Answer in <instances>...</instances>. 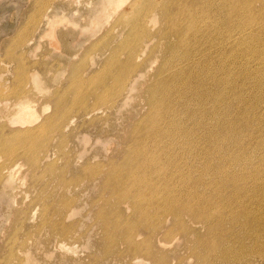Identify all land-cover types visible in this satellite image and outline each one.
I'll return each mask as SVG.
<instances>
[{
  "label": "rangeland",
  "instance_id": "rangeland-1",
  "mask_svg": "<svg viewBox=\"0 0 264 264\" xmlns=\"http://www.w3.org/2000/svg\"><path fill=\"white\" fill-rule=\"evenodd\" d=\"M69 1L70 2L73 1V4L71 3L70 6H67L64 9L57 11V15L59 17H63V20L61 21L62 22L61 24L59 23L56 26L55 30L56 31L65 30L64 32L66 34L63 37H60L58 35L59 37L57 36L56 38L57 43L54 44L55 41L52 42L48 37L43 36L46 31L45 26H41V27L36 26L35 23L37 19L35 20L34 18L35 16L37 18L39 13L43 12L47 7H49V4H50L49 2H52V0H0V100H1V97L9 98L10 101L15 100L16 93L14 94V92L17 89L16 87L18 86L17 78L20 75H22V77L26 79L27 77H29V74L31 75L33 74V72H36L40 79L41 86L43 87L42 92L48 95L49 91L46 90V87L49 86L50 84L54 88L65 85L63 84V81L64 80L66 81L67 76L70 75L72 72V71L68 72V70H70L71 68L67 66L66 64L67 61H70L76 64V69L77 71L79 70L82 81H84V79L85 80L87 79L86 81H84L80 89L82 90V92H85V91L91 92V95L87 97V103L93 106L98 105L102 108L105 107L106 109L104 110L107 116L100 115V119L96 121L95 123L89 124V125L87 124L83 125L82 127L76 129L74 133L69 132V135L67 139L65 140L66 143H64V146L62 147L64 149L65 155L63 154L62 156L65 159L68 158V160H70L71 163L72 161L77 162L78 165L81 164V162H84L82 161V159L86 157H89V160H90L89 162L94 165H95V162L105 163L107 160V157L108 158L110 157L112 158V164L115 166L114 167L115 171L119 170V172L114 171L111 181L113 182V180L117 178L115 181L116 183L117 182L120 183L122 192H125L126 190L127 191H133V189L136 190L138 186H133L132 184L136 185L137 181L141 180V176H144V174L147 176L148 173L147 172L144 173V170H146L147 167H143L142 164L140 163L137 164V166L135 167L132 166L133 165L132 162L127 161L126 163H123L124 159L122 160V155H120V152L123 149L126 151V148L128 149L130 148V151H131V146L133 145L134 138H135L132 135L134 134V131H132L133 128L137 127L138 130H141L142 129L140 128L141 124L143 123L142 124V127H143L146 119L150 118L151 116H154L158 107L155 106L154 109L153 107L151 108L146 107L147 105H145L144 103L145 101L142 100V99H145L144 97L145 94L141 95V98L140 97L137 98L136 97L137 94L135 93L134 94L136 96L134 95L133 99H131L126 105H124V107L120 106L121 104L120 99L122 96L121 93L124 92V90L120 88L121 87L120 85L123 82L125 85H128L130 80H132V77L136 74V72L140 73L141 70L139 69V71H133L131 74L127 73L129 77L128 78L124 77L122 79L123 81L120 80V82L122 83L119 84L118 80L122 78V75H124L126 72L124 70H121V71L116 70L115 68H111L109 66L107 67V64H108L107 62H103L104 64H102L101 62L102 59L105 58L109 54V51H107L105 53L106 54L105 56L100 55L103 51L102 46H104L105 41L102 40L98 44L97 42L88 43L90 39L86 38L85 40L82 37L80 38L77 35L81 31V27L83 26V23H84L83 21H80V23L78 22V20L82 18V15L79 12L80 11L79 9L83 8V5H82L83 0H69ZM238 2H240V0H238ZM243 2L247 3L248 7L246 9L245 7H243L244 5L240 4L241 5L240 13L237 17V20H235L236 25H233L232 24L233 22L231 23L228 22L227 24H224V25L229 26V28H226L223 25L222 27H224V29L222 30L220 34L216 35L214 34L215 32H213L212 34L207 36V39L211 41H215L217 39H222V38L223 39L224 38L226 39L235 38L236 35H235V32H233V28L237 29L239 26H242V27L244 26L243 28H240L242 31V34L240 35V38L238 39V43H234V44L231 43L229 45V48L228 46H226L221 51L210 50V53L207 52L208 54L204 55L206 57L201 56L199 58L200 60L197 59L198 63L196 64L194 62V64L192 65V68L194 67L192 69V73L195 72L193 74L199 75V76L198 75L196 76L197 79L199 78L198 84H200V82L204 80L203 83L201 82V85L199 86L200 87L202 86L201 88H203L206 91L208 89V92H211L212 88H214V91L210 93L213 96L214 104L212 105L211 102L209 103L211 104V110L212 108L214 109V107L217 110V111L215 109L213 110L215 119L220 120L221 124L224 123V127L227 124L226 127H228V129L230 128L228 130L227 128H223V127H216V126H215L216 128L213 127L212 130L214 129L213 132L215 133V136L219 135L220 133L221 134L223 133L222 135L226 134L225 136H228L230 134L232 136V139L233 137L236 138L233 142L232 141L231 142L228 141L229 143L224 142L226 145L223 143V141L221 142L220 140L219 141L215 140L214 143H215L216 149L214 147L215 153L213 151L212 153L216 154L217 156L218 154H220L219 152H221V154L223 155L225 154V156L222 157L223 159L222 164H226V170L229 173L230 181L236 182L239 185L238 188L233 189V187L229 185H222L221 187L219 185L220 187L219 188L216 184L211 183L209 180L210 178L215 176V174H213L212 172H209L207 175H203V178H202L203 183L201 184H196L189 180V175L191 177H195L197 174L200 173V171H202V167L205 162L204 155H205L208 145L202 144V146H199V147L195 145L192 147L191 145L188 144L187 141L189 137H193L194 135L198 136V134H196L197 131L192 132L193 136H188V139L184 140L187 143L185 142L181 143L182 141L181 142L178 141L179 146L175 145V142L173 141L174 136L172 138V135L173 134L175 135L176 133L175 131L177 128L176 126L177 122L180 123L179 125L180 126L182 125V127L184 126L186 127L188 125H189L188 127H191L192 126L191 123H193L194 121L192 119H188L186 116L182 117L181 115H183V112L181 111H183V109L181 106L178 107V104L175 103L174 101L173 103H171L172 110L173 111L175 110V112H173V115L170 114L169 116L167 115L165 111H161L155 115L157 117V119H154L155 120L154 122L156 123L155 129L152 131L151 128H148L149 138L145 140V142L147 143L143 144L144 147L142 148V152H141V155L142 154L143 155L142 156L139 155V157H137V153L133 154L132 152L128 156V159H131L134 161L135 159L136 161H138L144 158H149V159H152L153 161L157 160V162L155 163V166L159 169L161 173L158 171L154 175L151 174L147 176L148 183L151 185L153 184L155 185L154 191L157 192L156 195L153 196V198L155 197L154 198L155 200H158V201L161 200V197H158V195H159V190H161L162 188L164 190L166 188V192L163 195V198L170 200V203L173 204L174 206H177L179 209L189 204L191 205L194 204V206L199 205V204L207 205L209 201L210 202L212 201V197H213V199H215L213 203L214 206L212 207V209L211 208L208 209L210 211L209 214H212V215L213 213L215 214V216L213 215L212 219L213 221H217V222H215L214 224L221 223V222L222 224L226 223L222 231L220 230L218 231V229H216V231L214 232L204 233L203 236H206L208 239L209 238L211 239L208 242H205V243L203 242V244L200 243L201 245L199 243L195 244L194 239L191 235H189L190 237L188 236L189 238L186 237V235L188 234L184 233L185 231H182V230L180 231L179 229H177V231L174 230L173 232H171L168 237L171 240L167 238V240H170L167 253L169 254V257H170L169 259L170 263H171V260L173 262L171 264H210V263L211 264H222L221 261H218L219 259L218 257L216 259L214 258V256H211V252H212V249L214 250V252L215 251L218 252L219 251L218 249H223V247H224V250L228 252L227 256L229 255L226 258L228 261L227 262L228 264L229 263L242 264V260L240 259H242V257L246 255V253L247 254L250 253L249 254L250 258L248 257V255L245 256L244 258L248 257L247 259L250 261L253 259V261L256 263L258 261L264 262V260L259 259L260 254L264 256V253H263L264 250H261V249H264V52H263L264 45H262V43L264 44V41H262L264 39V28H263L264 27V14H263L264 13V10H263L264 0H258L257 2L256 0H253V1L243 0ZM258 15L261 17H259ZM33 19L35 21H33ZM262 21H263V24L261 26ZM158 22L159 21L156 22V25H158ZM78 23L80 25L78 26L76 25L75 27V24H78ZM243 23L244 24L246 23L245 24L246 26ZM88 29H90V26H88ZM65 36L66 38H64ZM97 36H100V34ZM97 38H94L93 40ZM118 39H123V38L119 37ZM116 41H112V42H115V44H118L116 43ZM77 43L82 44V45L79 46L77 45ZM65 47L66 49H69V50L72 48L71 50L73 53L71 55L66 56L64 53ZM252 47H256V50L254 48L255 51H253ZM4 51L5 53L7 52L6 55ZM192 54H193V51H192ZM84 55L87 57H85ZM125 56H126L125 53H118V57L116 58H118L119 61H122L125 59ZM155 56L158 59L156 64H159L162 58V52L155 53ZM252 56L255 57V61H252L253 60L251 59L253 58ZM247 59H251V60L249 61ZM85 60H88V61H85ZM211 63L212 64L216 63V64L212 65ZM198 67L199 68L201 67V68L199 69ZM214 67L215 68L219 67L220 69L219 68L215 69ZM230 67L232 68L230 69ZM81 69L83 72L81 71ZM196 71H198V73ZM212 71L213 72L216 71L215 74ZM144 72H146V69L145 71H143V73ZM203 73H206V74H203ZM155 74H156V71L153 69V71L149 73L150 80H153L154 77H156ZM201 74H202V77H201ZM96 76L98 77L99 80L96 79L97 78ZM100 76L104 78H101ZM203 76L205 78L208 76L206 78L207 80H205ZM143 78L142 79L139 78L138 82H142L143 80L146 79V77L144 79ZM200 78H202V80ZM213 78H216V81L215 79L212 80ZM101 81H104V82H101ZM205 81H207L208 84ZM209 81H211L210 84H209ZM94 82L95 83L97 82V84H95ZM213 83L218 85V86L215 85L217 88H215ZM108 84H110L111 86ZM198 84H196V86H198ZM22 85L23 87L25 86L24 87L25 89H28L30 87V83H27V80H25L22 83ZM22 85H20L19 89L22 87ZM107 86L110 89H108ZM196 86H194V89L197 90ZM218 87H219V90H217ZM220 90H222L223 92H219ZM97 92L100 94H98ZM101 92L104 96L101 94ZM38 94L39 96L43 95L40 93ZM190 94H193V92ZM216 94L219 95V96H216L217 98H215ZM97 96H99L101 100H98ZM221 96H223L222 99L220 98ZM189 97H192V96H189ZM214 101H216V103H218L219 105H216ZM44 102L45 100H40V104H43ZM228 102H230L231 104ZM225 104H227L228 106H226ZM229 104L232 106H230ZM111 105H113V107ZM107 107H110V108L108 109ZM225 107L226 108L228 107V108L225 109ZM176 108H178L179 110ZM223 109L225 110V112ZM221 111L224 113H222ZM102 114H105V113H102ZM1 116H2V112L0 115V123L2 122ZM166 116L167 118L169 117L171 119L169 118L167 119ZM161 118H162V121H160ZM237 118H238V121H237ZM175 119H176V122H175ZM183 121H186V122H183ZM228 123L230 126L228 125ZM231 123H234V124H231ZM212 124H213V120H212ZM233 125L235 126V128H233L234 127ZM159 126L162 128L159 129ZM232 128L234 129V132ZM236 128L238 131H236ZM101 130L103 131L101 132ZM231 131L233 133H230ZM236 132L238 136L235 134ZM123 133L127 135L124 137ZM158 133H160L161 136L158 135ZM176 135H177L176 138L180 140L179 134H176ZM104 138L106 139L102 140ZM239 139L241 141H239ZM220 143L222 145H220ZM182 145L184 146L182 147ZM109 146L112 148L114 147V150H112V148L110 149ZM165 146L168 147L169 150ZM226 148L228 149V152ZM53 150H54V155L51 160L56 161L57 163L55 166L56 170H54V172L56 171L55 175L60 174L62 167L65 166L64 168H66V170L68 171L71 170L69 172L68 171L66 172L65 176L67 178H72V177H77V179L79 178L78 180L77 179L74 180L75 182L72 181V183L74 184L71 183V185L69 186V190H65L64 192H61L60 191L61 189H58V193L55 191L54 195L51 197V200H50L52 203H57L56 202L57 199L65 198L66 202L71 205V208L72 209L74 208L75 214L69 220V222L73 221V225L70 226L71 228L69 229L70 234L66 233V234H63L62 236L58 235V238L61 240V244H64L65 246L60 247L61 249L60 248L56 249V247H53L52 241L54 238H57V237L50 236V233L47 232V229L45 230L40 229L38 230L39 231L38 232V231H34L33 230L34 228H31V226L37 225L35 222L38 219V215L41 210V206H40L41 204H39V207L37 208L38 210L36 209L37 211L34 217L31 219L28 217L29 211L31 210V208L34 207V203H38L36 201V197L39 194L40 190L45 185L49 184L50 181H52L51 178L48 177L50 172L47 170V168L40 167V169L37 172V176H39L41 179H39V181H35L31 173L27 174L28 172V166H27L28 163L26 161L27 159L24 157L21 158V157L16 156L15 158L13 157V160L17 159L18 161L19 168L21 170L20 176H22L21 177L22 182L19 183L20 181L17 180L16 176H12L9 182L10 185L7 187V189H5L6 196L0 198V231L3 232V233L0 232V264H4V263L6 264H12V263L14 264L16 263L17 264H72V263L73 264H78V263L79 264H91L92 263L94 264V261H96L97 259L98 260L95 264H124L121 261L120 263L119 261L117 262L116 260L113 259L114 256H116L119 251L124 249L121 243V239H120L121 234L119 233L115 234V233L108 232L109 238L104 239L105 233L102 232V229L98 226V220L96 219L97 210H98L97 206L99 205V202L103 201L102 203H106V200L108 199L107 201L109 203L104 205L107 211L106 213L108 214V216L110 215L109 217L111 220L116 221L119 225L122 222V226L123 225L125 226L126 223L134 224V222H136L137 220L140 221L141 219L140 215L139 216L137 215V207L135 208L133 206L135 204L132 203V200L133 202H135V200L133 198L127 197L126 195L125 196L118 195V197L117 196L115 197L113 193L109 192L112 190H108V192L105 193L103 199L98 198L97 189L95 190V188L88 187L89 181L82 174V172L84 171L81 172V170L77 168L75 164L73 165L70 164L68 167L66 163H64L65 159L60 158V155L58 153L59 151H57L56 148H53ZM214 154L212 155L214 156ZM78 156H80V158L82 157L83 158L78 159L77 158ZM4 157L9 158L7 155L5 156L2 152H0V168L2 166ZM9 159H12V158H9ZM230 159L234 161H230ZM227 160L230 162H228ZM225 162H228V163H225ZM129 163H130V166L128 165ZM127 167H131V171L126 172L123 170V168L127 170ZM133 171L135 172L134 174H132ZM193 171H195L196 174ZM123 172H124V175H123ZM115 173H120L119 178L117 177V174ZM209 174H211V177ZM127 177H128V180H127ZM215 177L216 178L218 177L220 179V177L217 175ZM1 184H3V182L0 181V185ZM1 186H0V189H1ZM117 191L121 193L119 189ZM62 194H64V197L62 196ZM227 196H230L228 200L225 199ZM92 200L95 201V203H92ZM126 204H129L128 206L131 205L130 209H126V206H125ZM152 205L156 206V203L152 202ZM21 206L22 208H25V210H28V211L21 218V221L17 220V223L13 225L12 220H11L12 212L17 210ZM229 215L231 217H229ZM187 217H188L187 215H183V217H181L180 219L184 220L185 224H188L190 228H193L197 233L205 232V231H202V229L198 228V226L200 225L189 224L190 218L189 217L187 218ZM190 223H195V222H190ZM231 223H234V225ZM202 225L205 227L203 223ZM96 226L97 228H95ZM258 226H261V227H258ZM72 229L74 232H72ZM138 235L140 239L144 238V235H142L141 232L138 233ZM84 238L86 239L84 240ZM207 238H206V241H207ZM233 243L235 246L234 245L232 246ZM219 244L221 247L219 246ZM207 245H208V248H207ZM215 246L217 248H215ZM230 247H231V250H230ZM246 247L249 249H247ZM65 248L66 249L68 248V249L66 250ZM225 248L227 249L229 248V250ZM207 249L209 250L207 251ZM250 249L251 250L253 249L252 253ZM254 249L256 250L254 251ZM196 250L203 257L202 259L204 261L198 259L197 256L194 255ZM259 252L261 253L259 254ZM20 255H22V257ZM206 256L208 258H206ZM237 256H240L241 258ZM235 257L238 259H235ZM10 260L11 262H9Z\"/></svg>",
  "mask_w": 264,
  "mask_h": 264
},
{
  "label": "bare ground",
  "instance_id": "bare-ground-1",
  "mask_svg": "<svg viewBox=\"0 0 264 264\" xmlns=\"http://www.w3.org/2000/svg\"><path fill=\"white\" fill-rule=\"evenodd\" d=\"M257 1L258 0H256V2ZM49 3H50L49 7H47L45 10L43 9L44 10L43 12L40 11L41 13H39L37 18H36V16L34 17L35 20L37 19L35 24L38 27L45 26L46 31H45L43 36L48 37L52 42L55 41L54 44H56L57 43V40H56L57 36L59 35L60 37H63L66 34L64 32L65 30H60V31L55 30L56 26L59 23L61 24L62 23L61 21L63 20V17H59L57 15V11L64 9L67 6H70L71 3L73 4V1L70 2L69 0H52V2H49ZM240 4L244 5L243 7H245L247 9L248 5H247V3L243 2V0H242V2H241V0H240V2H238V0H83V2H82L83 8L79 9L80 10L79 12L81 13L82 18L80 20H78V22L80 23V21H83L84 23H83V26L81 27V31L77 35L80 38L82 37L85 40H86V38L90 39L88 41V43L97 42V44H98L102 40L105 41L104 46H102L103 51L100 55L105 56L106 55L105 53L107 51H109V54L105 58L102 59V61H101L102 64H104L103 62H107L108 63L107 67L109 66L111 68H115L116 70H120V71L124 70L126 72L124 75H122V78H120V79L118 78L119 84L122 83V82H120V80L123 81L122 79L124 77H126V78L129 77L128 76L129 73L131 74L133 71H139V69L141 70L140 73L136 72V74L132 77V80H130L128 85H125L124 82L120 85L121 86L120 88L122 90H124V92H122V93L120 92L122 94L121 99H120V101H121L120 106L124 107V105H126L131 99H133V96L135 94H137V96L135 95L137 98H139V97L141 98V95L145 94L144 95L145 99H142V100L145 101L144 103H145V105H147L146 107H150V108L153 107V109L155 106L158 107L154 116H151V117L149 116L150 118L146 119L143 127H142L143 123L141 124V127H140V128H142L141 130H138L137 127L133 128L132 131H134V134H132V135L135 138L133 137L134 138L133 145L132 146L130 145L131 151H130V148L128 149L125 147L126 151L123 149L120 152V155H122V160L124 159L123 163H126L127 161L132 162L133 163L132 166H134V167L137 166V164H139V163L142 164L143 167H147L146 170H144V173L145 172L148 173L147 176H149L151 174L154 175L155 173H157L159 171V169L155 166V163L157 162V160L153 161L152 159L144 158V159L138 160V161H136V159H135V161H134V160L128 159V156L132 152H133V154L137 153V157H139V155H141L142 148L144 147L143 144H146L147 142H145V140L147 138H149V136H148L149 135V133H148L149 129L148 128H151L152 131L155 129L156 123L154 122L155 121L154 119H157V117L155 115L161 111H165L167 113V115H169V116H170V114L173 115V112H175V110L174 111L172 110L171 103H173V101H174L175 103L178 104V107L181 106L183 109V111H181V112H183V115H181V116L182 117L186 116L188 119H192L194 121L193 123H191L192 124L191 127H188L189 126L188 124H187L188 126L182 127V125L180 126L179 125L180 123L177 122V124H176L177 128L175 131L176 133H175V135L174 134L172 135V138L174 136L173 141L175 142V145L179 146L178 141H180V142L182 141L181 143H184L185 142L184 140L188 139V136H193L192 132H194V131H197L196 134H198V136L194 135L193 136L194 138L189 137V139L187 141L188 144L191 145L192 147L194 145L198 146V147L202 146V144L208 145L207 150H206L205 155H204L205 162L203 164L202 171H200V173L197 174L195 177H191L189 175V180L193 183L201 184V183H203V180H202L203 175H207L209 172H212L213 174H215V176L216 175L219 176L220 179L218 177L216 178L215 176L210 178L211 174H209L210 175L209 180L211 183L216 184L218 187H219V185H220V187L222 185H229V186H232L233 189L238 188L239 185L236 182L230 181L229 173L226 170V164H222V161H223L222 157H224L225 154L223 155V154H221V152H219L220 154H218V156L216 154H214L215 153V151H214V147H215L214 141L215 140H218V141L220 140L221 142L223 141V143H224V142H228V141L233 142L236 138L233 137V139H232V136L229 133L228 134L230 136L228 134H227L228 136H225L226 134L222 135L223 133L222 134L220 133L221 134L220 135L219 132H218L219 135L215 136V133L213 132L214 129L212 130L213 127L216 126V127L227 128V129H228V127H226L227 124L224 127V123L221 124L220 120L215 119L214 113H213V110L215 109V107H214V109L212 108V110H211V104L209 102H211L213 105L214 99L210 93L212 91H214V88H212L211 92H208V89L206 91L203 88H201L202 86L201 87L199 86V85H201V82L203 83L204 80H202V78H200L202 81L200 82V84H198L199 78L197 79V77H196L198 74L195 75V74H193L195 72L192 73V69L194 68V67L192 68V65L194 64V62L197 64L198 60H200L199 58L201 56L203 57L204 55L208 54L207 52L210 53V50L221 51L226 46H228V48H229V45L231 43L232 44L238 43V39L240 38V35L242 34V31L240 28H243L244 26L238 27V25H237V27H238L237 29L233 28V32H235V35H236L235 38H229V39H226V38L223 39L222 38V39H217L215 41H211V40L207 39V36L212 34L213 32H215L214 34H216V35L220 34L222 32V30L224 29V27L229 28V26L224 25V24H227L228 22H230V23L233 22L232 24L236 25L235 20H237V17L240 13V8H241ZM250 7H251V5H250ZM260 8H259V10H260ZM251 10H252V8H251ZM246 17H247V15H246ZM259 17H261V16H259ZM35 20L33 19V21H35ZM157 21H159L158 25H156ZM79 23L75 24V27H76V25L77 26L80 25ZM262 24H263V21L261 23V26H262ZM223 25H224V27H222ZM88 26H90V29H88ZM69 33H70V31H69ZM99 34H100V36H97ZM119 37L123 38V39H118ZM64 38H66V36ZM94 38H97V39L93 40ZM112 41H116V43H118V44H115V42H112ZM262 41H264V39ZM67 45H68V43H67ZM77 45L80 46L82 44L77 43ZM93 45H95V44H93ZM262 45H264V44L262 43ZM89 47H91V46H89ZM233 47H234V45H233ZM252 48H253V51L256 50V47H252ZM254 48H255V50H254ZM71 49L69 50V49H66V47H65L64 53L66 56L71 55L73 53ZM263 49H264V47H263ZM10 51H11V49H10ZM192 51H193V54H192ZM157 52H162V58H161L159 64H156L158 59L156 57L157 55L155 56V53H157ZM4 53H5V51H4ZM6 53H5V55H6ZM118 53H125L126 54L125 59L122 61H119L118 58H116V57H118ZM85 57H87V56H85ZM204 57H206V56H204ZM158 58H159V56H158ZM251 59H253L252 61H255V57H253ZM251 59H247V60L250 61ZM85 61H88V60H85ZM205 61H203V62H205ZM210 61H211V59H210ZM220 62H221V60H220ZM20 63H21V61H20ZM66 64L69 68H71L70 70H68V72H70V71H72V72L70 75L67 76L66 81L65 80L63 81V84H65V85L54 88L49 83L50 85L46 87V90L49 91L48 95L42 92L43 87L41 86L40 79H39L37 73L33 72V74H31V75L29 74V77H27L26 79H24L22 77V75H20L17 78L18 86L17 85H16L17 87L15 86L17 88L16 89L17 92L14 89L15 90L14 94L16 93L15 100L10 101L9 98H5V97H1V100H0V115L2 112V116H1L2 122L0 123V152H2L5 156L7 155L9 158H12V159H9V158L4 157L2 166L0 168V174H1V176H0L1 180L0 181L3 182V184H1L2 186L0 185L1 186L0 198L6 196L5 189H7V187L10 185L9 182H10V178L12 176H16L17 180L20 181L19 183L22 182V178H21L22 176H20L21 170L19 168L18 161H17V159L13 160V157L15 158L16 156H18V157H21V158L24 157L27 159L26 160L28 163L27 174L31 173V175L35 181H39V179H41L39 176H37V172L40 169V167L47 168V170L50 172L48 177L51 178L52 181H50L49 184L45 185L40 190L39 194L36 197V201L38 203H34V207L31 208V210L29 211L28 217L30 219L33 218L36 211L38 210L37 208L39 207V204H41L40 205L41 210H40V213L38 215V219L35 222L37 225L31 226V228H34L33 229L34 231H38L40 229L41 230L47 229V232L50 233V236H55L57 238H58V235L62 236L63 234L69 233V229L71 228L70 226L73 225V221L69 222V220L73 217V215L75 213H74V208L73 209L71 208V205L66 202L65 198L57 199L56 200L57 203H52L50 200H51V197L54 195L55 191L58 193V189H61L60 190L61 192H64L65 190H69V186L71 185L72 181L76 180L77 177L67 178L65 176V174L68 170H66V168H64L65 166L62 167L60 174L55 175L56 171L54 172V170H56L55 166L57 163H56V161L51 160L53 158V155H54L53 148H56L57 151H59L58 153H59L61 159L64 158L62 155L65 152H64V149L62 147L64 146V143H66L65 140L67 139L69 132L74 133L76 129L82 127L83 125L93 124L96 121H98L100 119V115H106V112L104 110V109H106L105 107L102 108L98 105L93 106V105H90L87 103V97H89L91 95V92H86V91L82 92V90L80 89V87L82 86L84 81H86L87 79L86 80L84 79V81H82L79 70L77 71V69H76V64H74L70 61H67ZM213 64H216V63H213ZM202 66H203V64H202ZM216 68H219V67H216ZM231 68L232 67H230V69ZM145 69H146V72L143 73V71H145ZM153 69L156 71V74H155L156 77H154L153 80H150L149 73L151 71H153ZM204 69H206V68H204ZM201 70H199V71H201ZM81 71H82V69H81ZM232 71H233V69H232ZM196 72L198 73V71H196ZM215 72L216 71H214L213 73L215 74ZM228 72H230V71H228ZM199 73H201V72H199ZM203 74H206V73H203ZM119 76H120V74H119ZM143 77L144 78L146 77V79L143 80L142 82H138L139 78L142 79ZM201 77H202V74H201ZM101 78H104V77H101ZM206 78H205V80H207ZM96 79H98V77ZM214 79L216 81V78H213L212 80H214ZM25 80H27V83H30V87L28 89H25L24 88L25 86L23 87V85H22V83ZM114 80H116V79H114ZM104 81H105V79H104ZM104 81H101V82H104ZM218 81H220V80H218ZM205 82H207V81H205ZM210 82L211 81H209V84H210ZM95 84H97V82ZM102 84H104V83H102ZM196 84H198V86H196ZM207 84H208V82H207ZM213 84H214V86L215 85L218 86L215 83H213ZM213 84H211V85H213ZM20 85H22V87L19 89ZM105 85H107V84H105ZM108 85H110V84H108ZM194 86H196L197 90L194 89ZM203 86H204V84H203ZM216 86H215V88H217ZM89 87H91V86H89ZM97 87H96V89H97ZM115 87H117V86H115ZM107 88H108V86H107ZM108 89H110V88H108ZM87 90H89V89H87ZM217 90H219V87ZM112 92H113V90H112ZM192 92H193V94H190ZM219 92H223V91L220 90ZM38 93L43 94V95L39 96ZM98 94H100V93H98ZM101 94H102V92H101ZM218 94H220V93H218ZM218 94L215 95V98H217L216 96H219ZM189 96H192V97H189ZM222 97L223 96H221L220 98L222 99ZM116 98H117V96H116ZM97 99L101 100L99 96H97ZM109 99H111V98H109ZM40 100H45V102L43 104H40ZM226 101H227V99H226ZM112 102H113V100H112ZM214 102L216 103V101H214ZM228 103H230V102H228ZM96 104H98V103H96ZM227 104H225V105L228 106ZM216 105H219V104L216 103ZM232 105H233V103H232ZM232 105H230V106H232ZM111 106L113 107V105H111ZM110 107H107V108L109 109ZM227 108L225 107V109H227ZM176 109H178V108H176ZM118 110H116V111H118ZM224 112H225V110H224ZM224 112H222V113H224ZM227 112H229V111H227ZM102 113H105V114H102ZM166 118H167V116H166ZM228 118H227V120H228ZM232 118H234V117H232ZM169 119H171V118H169ZM218 119H220V118H218ZM234 119H236V118H234ZM180 120H182V119H180ZM212 120H213V124H212ZM160 121H162V118ZM237 121H238V118H237ZM175 122H176V119H175ZM183 122H186V121H183ZM182 124H184V123H182ZM231 124H234V123H231ZM228 125H229V123H228ZM238 125H239V123H238ZM121 126H119V127H121ZM161 128L162 127L159 126V129H161ZM233 128H235V126ZM134 129H136V130H134ZM159 129H157V130H159ZM167 129H168V127H167ZM224 130H223V132H224ZM102 131L103 130H101V132ZM236 131H238L237 128H236ZM225 132H227V131H225ZM233 132H234V129H233ZM233 132L231 131L230 133H233ZM123 134L122 135L124 137L127 135L125 133H123ZM176 134H179L180 140L178 138H176V136H177ZM216 134H217V132H216ZM235 134L237 135V132ZM158 135L161 136L160 133H158ZM165 135H163V136H165ZM105 139L106 138H104L102 140H105ZM151 139H150V141H151ZM239 141H241V140L239 139ZM187 142H185V143H187ZM151 143H152V141H151ZM162 143H164V142H162ZM165 143H166V141H165ZM220 145H222V144L220 143ZM183 146L184 145H182V147ZM18 147L20 150L18 149ZM152 147H154V146H152ZM111 148L112 147H110V149ZM166 148L168 149V147H166ZM234 148H232V149H234ZM175 149H177V148H175ZM215 149H216V147H215ZM3 150H4V152H3ZM112 150H114V147L112 148ZM154 150H155V148H154ZM226 150L228 152L227 148H226ZM110 151H108V152H110ZM212 151L214 153H212ZM38 153H39V155H38ZM212 154H214V156ZM150 155H151V153H150ZM230 157H232V156H230ZM77 158L79 159L80 156H78ZM82 158H80V159H82ZM231 159H233V158H231ZM231 159H230V161H234ZM82 161H84V162H81V164H79V165L75 161H72V163H71L70 160H68V158H66L65 162L64 161L63 162L66 163V165L68 167L70 164L71 165L75 164L77 166V168H79L81 170V172L84 171V172H82V174L89 181L88 187L95 188V190L97 189L98 198L103 199L105 193H107L108 190H112L109 192L113 193L115 197L116 196L118 197V195L119 196H121V195L125 196L126 195L127 197L133 198L135 200V202H133V200H132V203H134L135 205H133L132 203L131 204L135 208L137 207V215L138 216L140 215V217H141L140 221L137 220L136 222H134V224L133 223L132 224L126 223L125 226L124 225L122 226V222H121V224L119 225L116 221L111 220L109 217L110 215L108 216V214L106 213L107 211H106V208L104 205L109 203L107 201L108 199L106 200V203H102L103 201L99 202V205L97 206L98 207L97 217L96 216L95 217L98 220V226L102 229V232L105 233L104 239L109 238L108 232L115 233V234H118V233L121 234L120 239H121V243H122V246L124 249L119 251L117 253V255L114 256L113 259L116 260L117 262L121 261L124 264H171L173 262L171 260V263H170V260H169L170 257H169V254L167 253L169 241L171 240L168 237H169V234L171 232H173L174 230L177 231V229H179L180 231L181 230L185 231L184 233L188 234V235H186V237L191 235L194 239L195 244L196 243L203 244V242L204 243L208 242L211 239V238L208 239L206 236H203L204 233L214 232V231H216V229H218V231L219 230L222 231V229L225 227L226 223L222 224V222H221V223L214 224L215 222H217V221H213V219H212L213 215L215 216V214L214 213H213V215L209 214L210 211L208 209H210V208L212 209V207L214 206L213 203H214L215 199H213V197H212V201L211 202L209 201L207 205H200L197 202L199 205L194 206V204L192 203L193 205L189 204V205H186V206L182 207L181 209H179L177 206H174L173 204H171L170 200L163 198V195L166 192V188H165V190L163 188L161 190H159L158 197H161L160 201L155 200L154 199L155 197L153 198V196H155L157 193L154 191L155 185L154 184L151 185L148 183L147 176L145 174H144V176H141V180L137 181L136 185L132 184L133 186H138V188H136V190H134V189H133V191H127L126 190L125 192H122L120 183L119 182L116 183V181H115L117 178L115 180H113V182L111 181L112 175L115 171V169H114L115 166L112 164V158L107 157V160L105 163L95 162V165L91 164L89 162L90 161L89 157L82 159ZM230 161H228V162H230ZM228 162H225V163H228ZM120 164H122V163H120ZM229 164H231V163H229ZM128 165L130 166V163ZM227 166H228V164H227ZM123 170L126 172L127 171L129 172V171H131V167H127V170H125L123 168ZM69 171H71V170H69ZM134 171L132 172V174L135 173ZM115 172H119V170H117ZM193 172L195 173V171H193ZM115 174H117V177L119 178L120 173H115ZM140 174H141V172H140ZM123 175H124V172H123ZM226 175H228V176H226ZM73 176H75V175H73ZM148 179H149V177H148ZM127 180H128V177H127ZM118 181H119V179H118ZM144 183H146V184H144ZM72 184H74V183H72ZM118 189L121 191V193L119 191H117ZM16 195H17V193H16ZM62 196L64 197V194H62ZM81 196H83V195H81ZM229 197L230 196H227L225 199L228 200ZM70 198H72V197H70ZM152 202H155L156 206H153ZM92 203H95V201L92 200ZM118 205H120V204H118ZM128 205L129 204L125 205L126 209H130L131 205L130 206H128ZM110 208H111V206H110ZM113 209H114V207H113ZM117 209H118V207H117ZM27 211L28 210H25V208H22V206L19 207L17 210L13 211L12 212V218H11L13 225L15 223H17V220L21 221V218L24 216V214ZM183 215H187L190 218V222H195V223L189 222V224H198V225H200V226H198V228L202 229V231H205V232L197 233L193 228H190V226L188 224H185L184 220L180 219L181 217H183ZM224 216H225V214H224ZM229 217H231V216L229 215ZM236 219H237V217H236ZM202 223L205 225V227L202 225ZM231 224L234 225V223H231ZM258 227H261V226H258ZM95 228H97V226ZM73 229H72V232H74ZM86 230H87V228H86ZM0 232H2V231H0ZM140 232L142 233V235H144L143 239L139 238L138 233H140ZM95 233H97V232H95ZM71 235H72V233H71ZM87 236H85V237H87ZM90 236H91V234H90ZM57 238H54L52 241L53 247H56V249L60 248V247H64L65 245L61 244V240L59 238L58 239ZM78 238H79V236H78ZM167 238L170 240H167ZM206 238H207V241H206ZM70 239H71V237H70ZM85 239L86 238H84V240ZM93 239H94V237H93ZM117 240H118V238H117ZM111 241H112V239H111ZM23 242H25V241H23ZM20 243H22V242H20ZM105 243H107V242H105ZM221 243H223V242H221ZM103 245H105V244H103ZM233 245H234V243L232 244V246ZM48 246H49V244H48ZM105 246H107V245H105ZM216 246H215V248H217ZM219 246H220V244H219ZM26 247H27V245H26ZM205 248H203V249H205ZM207 248H208V245H207ZM209 249H207V251ZM225 249H227V248H225ZM244 249H245V247H244ZM247 249H249V248H247ZM197 250H196L194 255L197 256L198 259L203 260L202 259L203 257L200 255V253ZM218 250H219L218 252L217 251L214 252V250L212 249L211 256H214V258H216V259L218 257L219 258L218 261H221L222 264H228L227 263L228 261L226 259L229 256V255L227 256L228 252L226 250H224V247H223V249H218ZM227 250H229V248ZM230 250H231V247H230ZM241 250H242V248H241ZM252 250L250 249L251 253H252ZM255 250L256 249H254V251ZM261 250H264V249H261ZM59 251H61V250H59ZM258 251H259V249H258ZM260 253L261 252H259V254ZM237 254H239V253H237ZM249 254L246 253V255H244L242 257V259H240V260H242V264H263L264 263L262 261L261 262L258 261L256 263L253 261L252 258H251L252 259L251 261L248 260L247 258L249 257ZM7 255H8V253H7ZM113 255H114V253H113ZM247 255H248V257L244 258ZM260 255H259V257H260L259 259L264 260V256L263 255L260 256ZM20 256L22 257V255H20ZM24 256H26V255H24ZM209 256H210V254H209ZM230 256H232V255H230ZM237 257H240V256H237ZM251 257H252V255H251ZM256 257H258V256H256ZM94 258H95V256H94ZM206 258H208V257L206 256ZM17 259H19V258H17ZM49 259H50V257H49ZM235 259H238V258L235 257ZM14 260H16V259H14ZM25 260H26V258H25ZM97 260L96 261L93 260L94 264L97 262ZM12 261H13V259H12ZM235 261H234V263H235ZM9 262H11V260ZM72 262H73V260H72ZM110 263H112V262H110ZM4 264H6V263H4ZM12 264H14V263H12ZM229 264H233V263H229Z\"/></svg>",
  "mask_w": 264,
  "mask_h": 264
}]
</instances>
